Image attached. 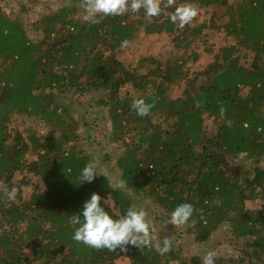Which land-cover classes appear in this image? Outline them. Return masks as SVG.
I'll list each match as a JSON object with an SVG mask.
<instances>
[{
  "label": "trees",
  "instance_id": "trees-1",
  "mask_svg": "<svg viewBox=\"0 0 264 264\" xmlns=\"http://www.w3.org/2000/svg\"><path fill=\"white\" fill-rule=\"evenodd\" d=\"M31 2L48 7L32 24L37 39L0 8V264H116L122 257L172 264L180 253L173 245L160 255L152 247L109 251L73 241L68 215L93 192L109 196L116 215L149 200L165 219L191 203L185 226L194 243L208 245L227 226L244 247L216 264H264V0H173L171 7L160 0L157 17L140 9L95 23L83 17L82 0ZM186 2L204 17L180 28L168 16ZM213 31L228 44L205 50L217 63L192 77L196 48ZM139 33L165 34L173 50L164 60L147 55L137 68L125 66L121 42ZM137 98L152 106L148 115L131 108ZM80 109L106 121L124 189L103 175L80 184L79 170L94 159L78 131L88 113ZM34 179L41 184L25 199ZM256 201L259 208L249 209Z\"/></svg>",
  "mask_w": 264,
  "mask_h": 264
},
{
  "label": "rangeland",
  "instance_id": "rangeland-1",
  "mask_svg": "<svg viewBox=\"0 0 264 264\" xmlns=\"http://www.w3.org/2000/svg\"><path fill=\"white\" fill-rule=\"evenodd\" d=\"M20 5H25L27 11L22 12ZM54 7L56 8L55 5ZM196 7L198 9V15L194 20H202L204 17V10L199 8V6ZM0 8H2L3 12L7 15H10V17L20 20L23 29L30 39L38 38L32 28V24L36 20L37 15L47 12L48 7H46L44 2L34 5L31 0H0ZM86 15V12H84L83 17L86 18ZM226 44H228V39L225 38L222 32H210L206 37L205 43L196 48V51L200 53L199 61L196 64L189 65L192 77H203L207 66L217 63L214 57L205 50L211 48L217 52L221 46H225ZM172 50L173 43L171 42V38L167 35L144 36L143 33H139L135 41L126 45L124 51L118 57L125 66L137 68L141 56L148 55L155 57L157 60H164ZM244 53L245 52H242L240 55L244 57ZM180 93L181 91L176 88L172 92V96L175 98L179 96ZM85 100L86 99H83V101ZM84 112L88 113L83 115L82 119L79 118L78 130L86 137V139H84V150L94 157V160L102 171L106 170L107 176L114 188L124 189V183L121 180V172L115 164L118 151L116 147L111 144V141L104 136L108 127L106 121L101 119V113H94L90 111V109H87V111L80 109L79 111L80 114ZM40 184L38 179H34L33 185L24 188V198L27 199L34 191V187ZM135 206L143 207L148 213L147 219L155 229L150 234L151 240L161 241V239L166 237L171 238L174 248L180 251L177 257H173L172 264L188 263L194 256L201 257L203 253L208 250H215L217 252L216 257L227 255L236 256L239 254L238 252L240 250H242V254L246 253L244 247L236 243L230 237L229 228L227 226L221 227L213 237V241L208 243V245H197L193 241L191 232L187 231L188 228L185 224L179 226L166 224V218L163 219L159 217V211L154 208V205H152L149 200L142 201L137 205L135 203ZM247 206L249 209H257L259 208V202H247ZM116 264H128V260L122 257L116 261Z\"/></svg>",
  "mask_w": 264,
  "mask_h": 264
},
{
  "label": "clouds",
  "instance_id": "clouds-1",
  "mask_svg": "<svg viewBox=\"0 0 264 264\" xmlns=\"http://www.w3.org/2000/svg\"><path fill=\"white\" fill-rule=\"evenodd\" d=\"M173 0H168L171 7ZM82 6L86 12V19L97 22L103 16H119L125 12H137L144 10L146 18L151 19L161 14L160 0H82ZM198 15L197 7L191 3L177 5L169 14V21L183 28L190 24ZM127 41L121 42V48L127 45ZM151 105L143 98L133 99L131 108L135 110L137 116L149 114ZM103 175L107 178L106 170H101L97 162L92 159L87 161L79 170L78 179L80 184L90 183L97 176ZM119 186V185H118ZM15 188L7 195L13 199ZM107 199H103L100 194L93 192L89 198L83 201L79 210L68 215V224L73 226L71 239L77 243H82L94 249L105 248L113 251L120 248L126 251V246L131 245L136 248L152 247L158 254L164 255L171 246V238H163L161 241H153L150 234L155 230L148 221V213L143 207L130 205L122 215L110 212V204ZM194 206L188 202L177 204L166 218V224L174 226L183 225L190 221L193 216ZM217 252L208 250L203 253L201 264H216Z\"/></svg>",
  "mask_w": 264,
  "mask_h": 264
}]
</instances>
